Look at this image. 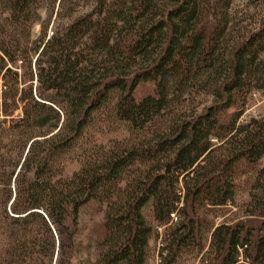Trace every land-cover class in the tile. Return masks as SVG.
Segmentation results:
<instances>
[{"label": "trees", "instance_id": "1", "mask_svg": "<svg viewBox=\"0 0 264 264\" xmlns=\"http://www.w3.org/2000/svg\"><path fill=\"white\" fill-rule=\"evenodd\" d=\"M236 1L0 0V264H264V0Z\"/></svg>", "mask_w": 264, "mask_h": 264}, {"label": "rangeland", "instance_id": "2", "mask_svg": "<svg viewBox=\"0 0 264 264\" xmlns=\"http://www.w3.org/2000/svg\"><path fill=\"white\" fill-rule=\"evenodd\" d=\"M244 0H237L234 6L235 9L243 7ZM43 18L47 17V12H42ZM40 32V28L37 27L35 33ZM244 119L249 120L250 118L263 117L264 116V96L255 94L252 100L249 102Z\"/></svg>", "mask_w": 264, "mask_h": 264}]
</instances>
